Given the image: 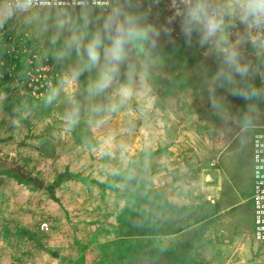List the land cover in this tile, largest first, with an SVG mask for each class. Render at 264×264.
Returning <instances> with one entry per match:
<instances>
[{"label": "crops", "instance_id": "crops-1", "mask_svg": "<svg viewBox=\"0 0 264 264\" xmlns=\"http://www.w3.org/2000/svg\"><path fill=\"white\" fill-rule=\"evenodd\" d=\"M142 3L136 11L151 5L146 25L160 33L155 47L130 46L98 94L89 86L103 59L85 69L82 47L72 87L60 68L52 84L65 108L0 144L41 185L0 173V264H264L251 210V141L264 124L246 123L235 103L214 107L205 85L216 60L168 23L169 0ZM110 10L90 13L87 27L75 21L91 39ZM129 71L134 94L121 104Z\"/></svg>", "mask_w": 264, "mask_h": 264}, {"label": "clouds", "instance_id": "clouds-1", "mask_svg": "<svg viewBox=\"0 0 264 264\" xmlns=\"http://www.w3.org/2000/svg\"><path fill=\"white\" fill-rule=\"evenodd\" d=\"M153 2L159 3V0ZM36 3L37 0H12L0 8V17L10 18L17 12L28 13ZM80 3L84 26L87 27L91 8L88 0H80ZM92 3L111 8L103 17L102 27L84 45L87 54L85 69L100 65L103 59L97 79L89 86L90 93L98 94L112 86L120 66L127 60L130 46L142 48L147 43L155 47L154 38H158L160 33L146 25L151 5L143 12L136 11L143 7L142 0H137L136 4L132 0H116L115 6H111V0H92ZM169 8L172 15L168 23L178 22L185 42L191 45L195 41L204 49V57L214 58L219 65L207 81L210 96L214 98L215 88L219 87L246 101L264 99V87L258 88L253 82L256 77L264 82V0H169ZM2 22L0 19V24ZM164 31L170 34L172 29ZM81 40L82 37L73 36L66 41L63 54L75 48L77 55L81 56ZM79 75L77 71L73 79ZM126 77L128 82L121 83L118 88L121 104L134 94L132 71L127 72ZM56 94L52 91L48 95L49 103ZM116 107V104H111L109 110L115 111ZM74 115L70 114V117ZM74 122V119H69V123Z\"/></svg>", "mask_w": 264, "mask_h": 264}, {"label": "rangeland", "instance_id": "rangeland-1", "mask_svg": "<svg viewBox=\"0 0 264 264\" xmlns=\"http://www.w3.org/2000/svg\"><path fill=\"white\" fill-rule=\"evenodd\" d=\"M82 11L44 8L32 9L28 13L17 12L10 18L0 17L3 20L0 24V144L9 146L15 143V140L11 142L9 132L17 125H39L48 114L57 116L60 109L65 108V101L59 96L51 103L47 97L56 88L52 84L60 76L59 68L64 72L61 77L69 81V86L73 85L71 64L77 53L75 48L63 53L65 42L73 36L82 37L81 48L90 40L89 33H83L75 21L82 17L79 16ZM104 12L91 8L90 13ZM217 69L212 70L211 77ZM253 82L258 88L264 87L259 77ZM69 86L67 89L72 87ZM205 86L209 90V85ZM217 99L220 105L223 101L235 103L234 108L242 113L241 118L251 124H264V99L246 101L219 87L215 88L214 98L210 96L211 103L216 104ZM33 112L46 113L33 116Z\"/></svg>", "mask_w": 264, "mask_h": 264}, {"label": "built area", "instance_id": "built-area-1", "mask_svg": "<svg viewBox=\"0 0 264 264\" xmlns=\"http://www.w3.org/2000/svg\"><path fill=\"white\" fill-rule=\"evenodd\" d=\"M3 6L12 3V0H0ZM90 8H99L108 11L107 6H97L88 0ZM114 6V0H111ZM58 8V9H83L80 0H37L33 9ZM251 161L253 167L251 210L252 231L256 239L264 242V130L252 136ZM42 230H47L45 223L41 224Z\"/></svg>", "mask_w": 264, "mask_h": 264}, {"label": "water", "instance_id": "water-1", "mask_svg": "<svg viewBox=\"0 0 264 264\" xmlns=\"http://www.w3.org/2000/svg\"><path fill=\"white\" fill-rule=\"evenodd\" d=\"M19 161V156L10 159L0 154V173L11 175L22 182L33 184L37 187L41 186L33 172L27 169V165L25 163L20 164Z\"/></svg>", "mask_w": 264, "mask_h": 264}]
</instances>
